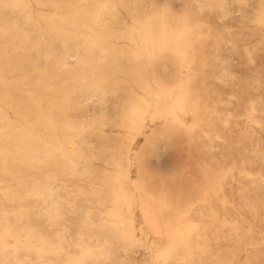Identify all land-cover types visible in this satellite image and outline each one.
Masks as SVG:
<instances>
[{
	"label": "bare ground",
	"instance_id": "6f19581e",
	"mask_svg": "<svg viewBox=\"0 0 264 264\" xmlns=\"http://www.w3.org/2000/svg\"><path fill=\"white\" fill-rule=\"evenodd\" d=\"M0 264H264V0H0Z\"/></svg>",
	"mask_w": 264,
	"mask_h": 264
}]
</instances>
